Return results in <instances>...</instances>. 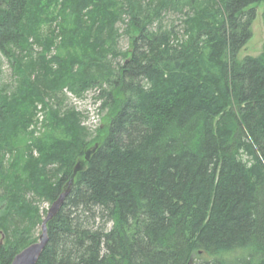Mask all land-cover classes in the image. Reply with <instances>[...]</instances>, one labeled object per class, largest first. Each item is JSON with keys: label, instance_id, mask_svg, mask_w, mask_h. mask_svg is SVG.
<instances>
[{"label": "trees", "instance_id": "16d2710c", "mask_svg": "<svg viewBox=\"0 0 264 264\" xmlns=\"http://www.w3.org/2000/svg\"><path fill=\"white\" fill-rule=\"evenodd\" d=\"M262 6L264 25V0H0L17 76L0 87V264L76 168L38 264H264V44L238 59ZM66 88L96 91L95 136L62 113Z\"/></svg>", "mask_w": 264, "mask_h": 264}, {"label": "rangeland", "instance_id": "374dc122", "mask_svg": "<svg viewBox=\"0 0 264 264\" xmlns=\"http://www.w3.org/2000/svg\"><path fill=\"white\" fill-rule=\"evenodd\" d=\"M262 11L263 6L258 9V14L256 19L254 20L251 31H252V38L248 42V44L242 49V51L239 54L238 59L242 60L246 56H252V57H259L263 53V44H264V25L262 20ZM184 13L181 12H174L169 11L163 16V25L166 26H175L178 31H182V21H183ZM123 21L121 23H118L117 27L119 28V38H118V44H119V50L126 51L130 46V41L128 36L125 34V30L127 29L128 22H129V16L125 14L122 16ZM158 24V21L155 22V25ZM44 26V25H43ZM41 28V31L43 34L47 31V27ZM182 34V32H181ZM54 53V52H53ZM0 87H13L15 88L17 86L16 83V73L13 67V64L10 60H8L6 57H3L0 54ZM96 91H86L83 96L78 97L76 93L68 90V88L64 89V95L66 98L65 106L62 109V113H69L73 112L76 114H81L82 116V125L84 128L87 129L89 134L92 136H95L97 134L98 129L105 123V114L100 112L98 109V106L94 104V101L92 100V97L95 95ZM97 97V96H96ZM65 108V109H64ZM47 119V117H46ZM45 120V113L43 112L42 106H39L38 108V115H36L35 122L37 124H33L29 131H35V137H32L33 139L37 137H43V135L47 131L46 125H44ZM31 138V139H32ZM32 143V140H27L26 138H23L21 141L22 147H24L26 144ZM38 154H35L37 156ZM10 159V158H9ZM31 195V194H30ZM28 198L35 200V197L29 196ZM1 207H5V205L2 203ZM36 206L39 208L40 216L42 220L45 218L49 208L51 207V203L48 201L41 199V201H38L36 203ZM102 224V221L98 220V225ZM111 227V224L108 226V228ZM41 232V225L37 227L36 231L34 232V238H39ZM1 241V237H0ZM3 241V240H2ZM4 242V241H3Z\"/></svg>", "mask_w": 264, "mask_h": 264}, {"label": "water", "instance_id": "95a60500", "mask_svg": "<svg viewBox=\"0 0 264 264\" xmlns=\"http://www.w3.org/2000/svg\"><path fill=\"white\" fill-rule=\"evenodd\" d=\"M77 172L78 168L75 169L74 175L72 176L70 182L64 188L58 199L49 208L41 226V234L39 236V240L33 244H30L23 251H21L13 259L11 264H38L49 240L48 224L56 218L60 209L63 207L67 196L71 192ZM0 234L3 235L2 233Z\"/></svg>", "mask_w": 264, "mask_h": 264}]
</instances>
